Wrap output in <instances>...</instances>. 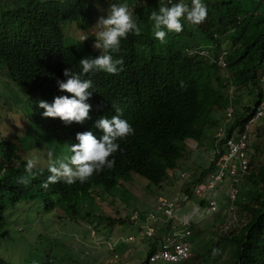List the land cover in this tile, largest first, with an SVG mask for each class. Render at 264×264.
<instances>
[{
  "label": "clouds",
  "instance_id": "1",
  "mask_svg": "<svg viewBox=\"0 0 264 264\" xmlns=\"http://www.w3.org/2000/svg\"><path fill=\"white\" fill-rule=\"evenodd\" d=\"M81 1L93 3L95 13L76 7L59 22L42 20L31 62L0 41V92L7 87L13 95L0 107V264L54 263L47 253L22 259L4 245L3 235L28 211L50 214L37 237L68 251L59 264H94L95 221H112L100 202L130 204L131 220L145 226L135 233L142 232L151 245L137 264H209L219 250L204 253L200 241L221 227L219 217L225 219L219 235L248 224L250 202L240 192L264 174V62L250 58L241 44L235 52L222 39L210 45L185 34L190 24L205 21L204 0H158L149 14L152 34L134 17L140 0ZM18 3L0 0V38L13 36L20 26L12 9L25 4L14 6ZM99 6L107 7L104 13ZM9 68L16 85L6 75ZM179 73L194 93L191 122H219L201 141L186 136L187 121L179 118ZM14 108L19 118L10 123ZM160 165L166 176H157L155 185L148 168ZM177 173L180 181L190 178L185 183L190 197L172 182ZM167 180L175 193L162 192ZM144 191L157 201L139 202ZM209 222L210 231L201 229ZM67 236L70 245L64 244Z\"/></svg>",
  "mask_w": 264,
  "mask_h": 264
},
{
  "label": "trees",
  "instance_id": "2",
  "mask_svg": "<svg viewBox=\"0 0 264 264\" xmlns=\"http://www.w3.org/2000/svg\"><path fill=\"white\" fill-rule=\"evenodd\" d=\"M19 6L25 4L23 8L12 9L19 13L20 26L14 31L13 36H4L0 38V41H5V46L14 45L19 52L24 53L29 62L33 60L35 44L33 37L36 29L39 27L40 22L48 20L51 23L59 22L62 17H65L76 7H81L88 13L94 14L96 6L93 3H89L81 0H18ZM130 3H134L133 0H129ZM102 3V0H98ZM208 15L205 21L199 26H192L185 29V34H191L196 40H203L206 44L214 45L216 43L215 38L227 41L235 49V52H239L240 44L245 48L250 58L256 59L261 63L264 62V0H204ZM134 17L137 21H140L143 29L148 34L151 33V22L149 20V14L152 10L158 8V0H140L138 6L135 7ZM10 13V11H8ZM147 36L145 32H142ZM184 34V35H185ZM18 36L19 39H16ZM0 47H3L0 45ZM35 61H33L34 63ZM6 75L16 85L17 76L13 69L9 68ZM13 74V75H11ZM5 75V76H6ZM16 77H15V76ZM248 80L254 84L255 78L249 76ZM178 86L175 92V103L177 109L180 111V121H187L186 136L201 141L204 137L205 130L210 128V131H214L218 127L219 122L202 121L194 122L193 119V103L194 93L187 76L179 73L177 76ZM243 84H246L244 81ZM6 95L5 98H0V107L7 105L8 99L11 100L13 96L11 89L3 87L0 92ZM205 100V93L199 96L200 104ZM191 122V123H188ZM211 133H207L206 136ZM173 160L167 163L166 168L173 165ZM149 172L153 175L152 183L157 185L159 178L166 176L164 168L156 166H149ZM196 181L191 182V186ZM181 192H184L189 197L191 195L190 184H184L181 188ZM264 174L255 178L252 183L249 181V186H243L241 189V195L244 199L248 200L250 204L247 205L246 211L249 217L248 224L243 227L237 233L220 235L216 232L210 235L213 237V241L210 239V245H206L208 238H203L200 241L201 246L210 249H219L221 243L225 245V259H219L221 264H264V219L260 221L262 213L264 212ZM253 201V202H252ZM258 207H256L255 205ZM130 206V204H127ZM133 205V209H138ZM97 217L103 218L97 214ZM105 218V217H104ZM139 219L144 222V215L139 212ZM225 219L219 217L217 226H222ZM121 223H129L128 220H122ZM112 221L109 222L108 227H111ZM216 228V227H215ZM214 235V236H213ZM153 248L150 250V252ZM207 262V261H206Z\"/></svg>",
  "mask_w": 264,
  "mask_h": 264
},
{
  "label": "rangeland",
  "instance_id": "3",
  "mask_svg": "<svg viewBox=\"0 0 264 264\" xmlns=\"http://www.w3.org/2000/svg\"><path fill=\"white\" fill-rule=\"evenodd\" d=\"M100 13H104L107 9V7L99 6L98 7ZM0 79L2 80L3 78L0 76ZM5 97L3 94H0V98ZM248 98L247 93L245 92L243 95V100L246 101ZM256 101H252L250 103V109L252 110L253 107L255 106ZM14 107V106H13ZM19 113L20 111L15 112L14 108V114L15 116L13 117L12 123L14 120H17L19 118ZM216 117V116H215ZM2 128L4 130L8 129V125H2ZM191 147L188 146V149ZM203 159V158H202ZM201 162V161H200ZM209 161H204L202 162L201 166L204 168L208 167ZM177 174H174L172 182L177 186L178 189H180L185 183H187L190 178L184 181H180L177 178ZM196 177L199 175L198 173L195 174ZM167 186L165 190L162 192H168V191H173L171 194L175 193L176 191L174 190L175 187L170 186V180H167ZM155 196L151 194V192L146 193L144 191L143 193L141 192L139 196L137 197V200L139 202H143L147 199L149 200H155ZM152 201H147V203L150 206L153 203ZM146 206V207H147ZM192 207V205H191ZM99 208L102 212L103 215H108L110 217V220H112V227L109 228L108 230H105V227L108 225V221L105 220H97L95 223L98 225V231L95 232L94 237L95 239V244L98 245L97 248L95 249L93 253V258L97 260L94 264H137L142 263L145 256L146 252L151 244H149L148 240L142 236L141 233H135L136 230L135 228L140 229L139 227L145 228L143 223H139L136 221H132L131 219H134L130 210V206L125 205L124 203L121 204H115L114 202L111 203H104L100 202L99 203ZM116 210V211H115ZM122 219L129 220L130 224H122L121 221ZM210 218L209 220H211ZM50 220V214L41 212V213H36V211H28L24 212L18 220H14L16 223V228L12 230V232L5 233L3 236L5 239L8 240L4 245L8 249H10L15 255L20 254L22 259L29 260L31 256L33 255H41L47 253L49 258L54 261L53 264H59L62 260L68 257V251L64 249L61 245H54L53 243L49 242L48 240H42V238L37 237L38 233V228L39 225H44L48 223ZM99 221V222H98ZM199 221L207 222L205 219H199ZM198 221L197 224L200 222ZM31 222V223H30ZM71 222V221H69ZM133 223V224H132ZM212 222L207 223L209 226H201V229L205 230L206 232L211 230V224ZM132 224V226H130ZM91 227V226H90ZM224 228L225 226L222 225L221 227H217V233L219 234L220 228ZM23 230L21 232L20 230ZM205 231H202L205 232ZM204 233L202 236H205L207 233ZM138 234V235H137ZM210 234V232H209ZM105 235H107V238H103ZM130 235H132V239H130ZM214 236V235H213ZM210 239L213 241V237L209 238L206 242V244L210 245ZM73 243V240L70 237H65V242L64 244L70 245ZM18 245H21L18 247ZM78 247V245H75ZM218 253L216 255H212L211 259L213 257L219 258V259H225V245L221 243L218 249ZM208 248L204 251L207 252ZM90 258V256H89ZM209 259V257H206V261ZM215 259L213 262H210L209 264H217ZM18 259L16 258V263ZM208 263V262H207ZM78 264H84V263H78ZM158 264H167L164 262H159ZM204 264V263H202Z\"/></svg>",
  "mask_w": 264,
  "mask_h": 264
}]
</instances>
